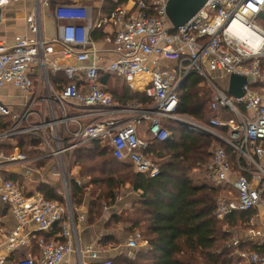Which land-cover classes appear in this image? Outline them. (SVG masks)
Wrapping results in <instances>:
<instances>
[{"label": "built area", "instance_id": "obj_1", "mask_svg": "<svg viewBox=\"0 0 264 264\" xmlns=\"http://www.w3.org/2000/svg\"><path fill=\"white\" fill-rule=\"evenodd\" d=\"M23 1L0 0V28L6 8ZM108 1L117 4L120 0ZM168 1L129 0L101 18L85 5L51 8L50 0H33L25 18L28 35L15 36L12 44L0 37V94L5 89L20 94L15 97L20 99L17 103L3 102L0 95V117L13 115L12 125L0 128V205L15 223L13 229H0V264L32 240L37 254L29 251L12 264H111L97 251L79 247L71 201L73 187H80L81 182L70 169V160L79 147L97 142L109 147L117 162L154 178L159 167L147 150L154 141L169 140L163 121H172L192 134L213 136L232 150L235 169L221 148L214 151L207 168L210 184L228 188L234 195L218 198L216 219L262 205L264 27L258 18L264 15V0H205L194 17L177 29L166 16ZM41 8L48 9L55 22L52 38L43 35ZM234 24L254 33L255 48L239 40L232 30ZM104 27H110V33L95 41L93 34ZM190 74L200 76L211 90V111L228 109L234 117L225 121L213 117L201 124L179 114L178 90ZM104 75L120 79L149 104L115 102L102 90ZM231 75L247 80L243 97L234 102L227 94ZM216 80L224 84L223 89ZM144 124L146 139L138 132ZM218 127H225L228 135L217 134ZM18 138H29L33 144L24 151L14 144L6 152L4 144ZM30 152L35 154L33 159ZM44 169L61 183L62 203L48 201L27 188ZM10 175L21 184L9 180ZM248 226L242 239L262 245L264 225L255 218ZM135 238L127 240L126 248L138 250L146 244L138 243V234ZM242 239L234 238L231 246L236 248ZM237 257L247 264H264V258L255 253L237 252Z\"/></svg>", "mask_w": 264, "mask_h": 264}, {"label": "trees", "instance_id": "obj_2", "mask_svg": "<svg viewBox=\"0 0 264 264\" xmlns=\"http://www.w3.org/2000/svg\"><path fill=\"white\" fill-rule=\"evenodd\" d=\"M128 1L120 0L111 5L106 3V13L117 6H124ZM68 3L71 2L50 0L51 8ZM258 20L262 21L261 25L264 26V15ZM103 37V30L100 29L92 38L98 41ZM261 66L264 68V60L261 61ZM101 83L102 90L109 93L120 105L129 101H137L142 106L149 104L143 95L133 93L120 79L104 75L101 77ZM203 83V79L197 74L188 75L178 90V113L201 124H208L214 116V112L209 108L212 93ZM239 111L243 109L239 108ZM222 113L221 118L224 121L234 117L228 109H223ZM12 123L11 118L0 117L1 129L9 128ZM163 126L170 133L169 140L162 143L154 141L147 150L151 160L157 161L159 167V174L154 178L136 173L132 166L117 162L109 147L100 148L97 142L79 147L74 152L73 164L81 169L82 176L87 180L82 186L72 189V203L81 204L88 188L102 187L103 193H100L98 198L88 199L89 220L96 221L102 216L103 205H114L118 195L115 192L122 188L127 189L129 196L124 203L128 202L131 210L110 216L107 225L116 227L121 224L125 236L138 234L146 243L132 252V258L122 254L108 261L111 264H232L237 252L255 253L264 258V243L257 245L241 240L236 248L231 246V230L248 228L255 210L235 213L222 221L216 219L214 211L223 187L196 184L191 177V172L195 169L207 170L213 153L218 148L225 151L232 169H235L232 150L213 136L186 132L172 121H163ZM216 131L227 134L225 127H218ZM14 140H19L18 147L23 143L33 144L29 138ZM7 144L9 141L6 143L9 148ZM8 179L21 184V180L16 176L10 175ZM41 192L48 201L62 203L54 194V190L43 186ZM262 198L264 200V191ZM1 210L0 205V213ZM2 213L9 215L6 210H2ZM45 237L51 238L47 235ZM105 242L115 244L112 237H107L100 243L105 245ZM23 258L22 254L12 256L6 264Z\"/></svg>", "mask_w": 264, "mask_h": 264}, {"label": "crops", "instance_id": "obj_3", "mask_svg": "<svg viewBox=\"0 0 264 264\" xmlns=\"http://www.w3.org/2000/svg\"><path fill=\"white\" fill-rule=\"evenodd\" d=\"M69 1L71 3H74V4L85 5L91 9H93L95 11V13L99 12L101 18H102V16H106L107 14L110 13V12L106 13L105 4L106 3H107V5L113 4L112 2H109L108 0H96L97 3H95L94 5H90L89 3H91V2H89V0H87L88 2L85 1L86 3L82 2V0H69ZM32 7H33V0H24L22 3H20L18 5L8 6L6 8L5 14H4L3 24H5V26L2 25V27L0 28V37L4 38L9 44H12L15 36L28 35V32L26 31V28H25V18L31 12ZM48 14H49L48 9L41 8V20H42L43 35L45 36V38H52L56 34L55 22L53 19L50 18V16H48ZM12 19H14V20L12 21ZM15 20L19 21L18 22L19 25L22 26L21 30H19V28L21 26H18L14 30V25L16 24ZM6 24H8L9 27H8V25L6 26ZM102 30L104 33V37L108 33H110V31H111L110 27H104V28H102ZM7 94L12 95L13 99H15V97L20 96V94L18 92L10 90V89H5L4 91H2V93L0 95H7ZM16 99L18 100V102L20 101L19 98H16ZM1 100L3 102H5L4 98H1ZM11 103H17V102H11ZM145 130H146L145 124L142 125L138 130L139 136L141 138H144V139H146ZM12 143L13 142H11L7 145L13 146ZM4 146H6V144H4ZM49 164L51 166H53L52 163H49ZM69 165H70V169H72V172H74L76 174V178L80 180L81 186H82L83 182H85L87 180V178L82 176L81 169L78 166H75L73 164V156L70 160ZM36 167L39 168L41 166L36 165ZM44 170L41 171V174L38 171L39 175L35 176L36 182L27 185V188L31 189V190L38 191L41 194H43L41 192L42 187L43 186L48 187L49 189L54 190V194L56 195V197L59 200L63 201L62 187H61V183L59 182L58 178H56L54 180L55 177L52 178V176L49 173H47V170H45V171ZM193 172L202 174V176L199 177L198 181H195V179L193 178V180L196 182V184H197V182H199V184H202V183L210 184V182L208 180L209 174H208L207 170L201 171V170L195 169V170H193ZM57 185H59V186H57ZM74 187H76V186H74ZM121 195L118 198H115L113 210H109V212L106 211L107 214L104 212L105 216H101L98 220H96V221L94 220L92 222H90V220H89V207H88V200L86 198V195H85V198L81 204L74 205L72 203V210H73L76 225H77L79 247L82 250L93 249V250L97 251L99 253L101 259H103V260H112V259L116 258L118 255L124 254L128 250V248H126V243L130 237H128L126 239L123 236L124 228L121 224L116 225L117 231L114 230L113 232H111V230H107V229H109V226L107 224L109 223L110 216H112V215L117 216L125 210H131L130 204H128L129 206L128 205H122V203H121L122 196ZM43 196H44V194H43ZM57 202H59V201H57ZM59 203H61V202H59ZM104 207H105V205H103V208ZM0 217L2 219V223H0V229H2L3 227L13 229L15 223H14V221L10 215H4V213H2V210H1ZM255 218H256V222L259 221L261 224L264 225V202L262 203V205H260L255 210V215L252 219H255ZM232 230H234V229H232ZM39 234L40 233H35V235H37V236ZM107 237L108 238L112 237L113 242H115V244H113L111 242H109V243L105 242L107 244L102 245L100 243L101 240L104 241ZM34 245H35L34 240H32L30 242L29 246L19 248L17 250V255L19 256L22 254L23 256H25V254L29 251L32 252L33 254H37V250H36V247ZM235 259L236 260H234L232 264H247L245 261L240 260L238 257H236Z\"/></svg>", "mask_w": 264, "mask_h": 264}, {"label": "rangeland", "instance_id": "obj_4", "mask_svg": "<svg viewBox=\"0 0 264 264\" xmlns=\"http://www.w3.org/2000/svg\"><path fill=\"white\" fill-rule=\"evenodd\" d=\"M88 2L87 0H82V2ZM85 2V3H86ZM89 2H91V3H89L90 5H94L95 3H97V1L95 0H89ZM14 19H12V21H13ZM15 22H16V24L14 25V30L18 27V26H21V25H19V21L18 20H15ZM258 23L259 24H262V21H260V20H258ZM4 26H5V24H3ZM8 24H6V26H7ZM263 26V25H262ZM8 27H9V25H8ZM11 27V26H10ZM264 27V26H263ZM21 28H22V26L19 28V30H21ZM164 65H166V64H164ZM262 73L264 74V68H262ZM216 84H217V86L218 87H220V88H224V84L221 82V81H219V80H216V82H215ZM4 97V99H5V102H7V103H11V102H18V100L17 99H13V97H12V95H10V94H7V95H3ZM231 98V100L234 102L235 100H234V98L233 97H230ZM238 110H239V108H238ZM16 112H14L13 114H15ZM223 115V113L222 112H218V113H214V116L213 117H217L219 120H221V121H224L222 118H221V116ZM234 116V115H233ZM9 118H13V115L11 114L10 116H8ZM216 133L217 134H219V135H221V133L220 132H217L216 131ZM223 135V134H222ZM221 135V136H222ZM228 134H226V135H223V136H227ZM25 139H28V138H25ZM13 142H16V143H12L13 144V147L11 146V145H9L10 147L9 148H7V149H5L6 151H8V152H10L13 148H14V144L18 147L19 145H20V142H19V140H15V141H13ZM27 145H28V143H23V144H21V147H18L21 151H24L25 149H26V147H27ZM99 147L100 148H104V145L103 146H100L99 145ZM10 149V150H9ZM29 158L30 159H33L34 158V156H35V154L34 153H32V152H30L29 154ZM200 176H202V174L201 173H196V172H191V177L192 178H194L195 179V181H198L199 180V177ZM230 175L228 174V177H229ZM56 178H54V180H55ZM196 183V182H195ZM197 184H199V182H197ZM57 186H59V185H57ZM97 188V187H96ZM225 188V187H224ZM102 189V187L99 189V188H97V189H92V188H88L86 191H85V195H86V198H87V200L89 199V198H91V197H99L101 194L100 193H103V191L101 190ZM102 191V192H101ZM122 195H121V194ZM100 194V195H99ZM115 194H118L115 198H118L120 195L122 196V200H121V203H122V205H128L129 203L128 202H125L124 203V201L127 199V197L129 196V193L127 192V189H125V188H122V189H120V190H118L117 192H115ZM120 194V195H119ZM123 194H125V195H123ZM221 197H225L226 199H231V198H233L234 197V195L232 194V195H230L229 194V190H228V188H225V190L224 189H222V192H221V195H220ZM261 199H262V201L264 202V200H263V198H262V196H261ZM104 202V201H103ZM111 204V203H110ZM110 204H107L106 203V206L102 209V216H105V213H106V211L107 212H109V210H113V205H111L110 206ZM113 204V203H112ZM109 205V206H108ZM129 206V205H128ZM256 210V209H255ZM105 212V213H104ZM104 214V215H103ZM107 214V213H106ZM249 227V226H248ZM107 230H111V232H113L114 230H116L117 231V227H109V229H107ZM246 230H247V228L246 229H244V230H241V229H234V230H232L233 232H232V234H233V238L232 239H234V238H238V239H242L243 237H244V234H245V232H246ZM110 232V231H109ZM116 233V232H115ZM123 236L127 239L128 237H132L133 239H136L135 237L136 236H134V235H128V236H125L124 235V233H123ZM144 241H142L141 239H139V241H138V243H143ZM134 250H132V249H128L125 253H124V256H128L129 255V258H132L133 257V254H132V252H133ZM236 260V259H235Z\"/></svg>", "mask_w": 264, "mask_h": 264}, {"label": "water", "instance_id": "obj_5", "mask_svg": "<svg viewBox=\"0 0 264 264\" xmlns=\"http://www.w3.org/2000/svg\"><path fill=\"white\" fill-rule=\"evenodd\" d=\"M204 3L205 0H169L166 7V16L173 29L185 25L202 8ZM246 84V78L231 75L228 80L227 94L234 99L242 98L244 95L243 87Z\"/></svg>", "mask_w": 264, "mask_h": 264}, {"label": "bare ground", "instance_id": "obj_6", "mask_svg": "<svg viewBox=\"0 0 264 264\" xmlns=\"http://www.w3.org/2000/svg\"><path fill=\"white\" fill-rule=\"evenodd\" d=\"M233 33L237 35L240 41H245L249 46L255 48L256 40L253 38L254 33H247L243 30L242 26L240 24H234L232 26Z\"/></svg>", "mask_w": 264, "mask_h": 264}]
</instances>
